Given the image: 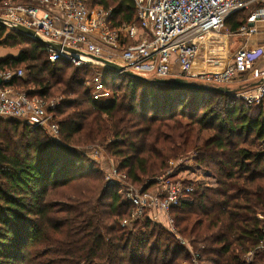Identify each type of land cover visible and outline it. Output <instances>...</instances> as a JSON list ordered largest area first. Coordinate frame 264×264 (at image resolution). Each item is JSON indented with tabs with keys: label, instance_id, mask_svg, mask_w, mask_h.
<instances>
[{
	"label": "trees",
	"instance_id": "obj_1",
	"mask_svg": "<svg viewBox=\"0 0 264 264\" xmlns=\"http://www.w3.org/2000/svg\"><path fill=\"white\" fill-rule=\"evenodd\" d=\"M88 1L111 10L112 27L138 22L134 0ZM249 16L226 24L236 32ZM2 47L19 53L0 58V74L24 73L1 87L61 101L52 109L58 138L23 119H0V264L191 261L176 234L149 213L122 226L133 206L90 157L86 148L96 144L143 190L155 188L170 161L192 156L216 185L198 184L174 207L175 226L200 264H245L242 255L264 238V109L238 96L252 86L182 88L121 73L106 76L111 98L101 103L86 84L91 66L51 62L44 42L0 23ZM203 131L212 133L199 142ZM255 254L250 264H264V251Z\"/></svg>",
	"mask_w": 264,
	"mask_h": 264
},
{
	"label": "built area",
	"instance_id": "obj_2",
	"mask_svg": "<svg viewBox=\"0 0 264 264\" xmlns=\"http://www.w3.org/2000/svg\"><path fill=\"white\" fill-rule=\"evenodd\" d=\"M138 22L112 27L110 11L102 7L92 8L87 0H2L0 17L4 24L14 29L17 25L32 29L43 40L51 43L46 50L51 62L60 59L76 66L97 64L90 55L101 56L122 65L126 70L142 76L171 78L174 62L180 67L179 77L198 80L215 86H229L248 72L254 61L264 56V45L253 49L241 48L219 70H208L197 62L210 35H217L225 27L227 19L240 11L250 10L241 32L255 34L264 23V0H134ZM65 47L77 50L71 53ZM21 69L0 74L3 82L14 76H22ZM124 72H117L121 74ZM264 80V70L260 72ZM95 101L111 98L105 78L98 73L91 87ZM248 106L262 105L264 109V82L242 90L239 94ZM61 99L46 100L37 95L11 87H0V119L16 118L28 121L48 136L58 138L59 126L52 109ZM94 160H101L105 152L101 148H88ZM173 162V161H172ZM127 175H119L118 169L105 173V179L121 187L122 197L133 206L130 218L122 226H130L149 213L157 222L176 233L178 240L191 252V263L200 264V255L188 240L178 234L171 210L180 205L196 186L195 181L173 180L157 177L153 190L141 191L131 185H123ZM259 216L264 219V211ZM264 251V238L259 245L243 256L250 264L256 251Z\"/></svg>",
	"mask_w": 264,
	"mask_h": 264
},
{
	"label": "crops",
	"instance_id": "obj_3",
	"mask_svg": "<svg viewBox=\"0 0 264 264\" xmlns=\"http://www.w3.org/2000/svg\"><path fill=\"white\" fill-rule=\"evenodd\" d=\"M262 45H264V23L259 25L258 32L255 34H248L238 30L232 33L227 32L217 35H210L208 36L207 42L202 48L200 56L197 58V62L208 70H219L225 65L226 62H228L230 58L233 57L235 52L239 49H253ZM2 49H4V47L0 48V51ZM8 51L9 52L0 58L10 55L16 56L19 53L18 50L13 49H9ZM262 70H264V56L258 57L254 61L253 67L248 72L243 74L242 77L236 82L239 83L238 85L240 88L247 85L253 86V84L260 81L259 76ZM179 74L180 67L177 62H174L173 74L171 78L179 77ZM105 101L108 102L109 99H106Z\"/></svg>",
	"mask_w": 264,
	"mask_h": 264
},
{
	"label": "rangeland",
	"instance_id": "obj_4",
	"mask_svg": "<svg viewBox=\"0 0 264 264\" xmlns=\"http://www.w3.org/2000/svg\"><path fill=\"white\" fill-rule=\"evenodd\" d=\"M90 1V0H89ZM88 1V2H89ZM0 3H2V0H0ZM90 3V2H89ZM96 7V6H95ZM95 7H92V8H95ZM246 13H243L242 15H237V17H231L232 18V21L234 18H239V19H242L243 17H246L248 14H250V10H245ZM231 18H229V20H231ZM229 25L231 22H228ZM229 33V32H234L232 30L229 29V26L226 24L225 27L221 30V33ZM10 48H7L5 47L4 49H2L0 51V57L1 56H4V54H6L7 52H9ZM12 50V49H11ZM13 50H16V49H13ZM91 75L90 76H87L86 80L87 81V86L91 89L92 87V81H93V78L94 76L98 73L99 75H101L102 78H106L107 75H109V78H113L114 75H117V71L115 70H111V71H108V68H106L105 66L101 65V64H91ZM70 72V71H68ZM120 75V74H119ZM93 76V77H92ZM147 77V76H145ZM150 77V76H148ZM239 83L238 82H234L232 84L229 85L230 88L234 89V90H239L240 86L238 85ZM242 90V89H241ZM239 90V92L241 91ZM53 99H56V98H53ZM105 101V100H103ZM103 101H100L101 103H104ZM110 101V100H109ZM106 102V101H105ZM212 133V131H203L199 134V142L206 139L210 134ZM101 148L102 150H104L105 152V156L103 157H100L101 160H99L100 162V165L102 166V169L104 170V175L106 172H110V171H113L115 168L118 169V165H117V161L112 159L105 151L104 147H102L101 145L99 144H96V145H90L89 147H87L86 149L88 148ZM89 153V151H88ZM118 173L119 175L121 174H126L124 171H120L118 169ZM164 173H165V170H164ZM174 175V177H172L171 179L173 180H181V181H195L197 183H201V184H204V185H209V186H215L216 185V179L214 176H211L210 173L202 168L199 164H197L194 160H193V157L192 156H187L185 158H182L180 160H176V161H170L169 163V167L168 169L166 170V173L165 174H161V175H157V176H163V177H167L169 178L168 176L169 175ZM211 176V177H210ZM122 184L124 185H131V186H134L136 189H140L141 191H146V190H143L141 188V186H137L133 183H131L127 177H126V180L122 182ZM164 224H167L166 221H164ZM176 234V233H174ZM178 234L181 236V234L178 232ZM177 236V234H176ZM178 238V236H177ZM180 242V241H179ZM242 256H245V254H243ZM191 261L188 263H183V264H190Z\"/></svg>",
	"mask_w": 264,
	"mask_h": 264
},
{
	"label": "water",
	"instance_id": "obj_5",
	"mask_svg": "<svg viewBox=\"0 0 264 264\" xmlns=\"http://www.w3.org/2000/svg\"><path fill=\"white\" fill-rule=\"evenodd\" d=\"M0 23L4 24V20L2 17H0ZM14 29H16L20 32H23L27 35H30L34 39L41 41V42H44L46 45L51 44V43L43 40L42 37L39 36L38 34H36L35 31H33L32 29L26 28V27L21 26V25H17ZM65 50H67L68 52H71V53H77L78 52L77 50H75L73 48H68V47H65ZM89 57H91L94 62L101 64L108 69L115 70L117 72H124L128 75L139 77V78H145L142 75H139V74H136L132 71L126 70L122 65L118 64L117 62L111 61L107 58H104L101 56H93V55H90ZM156 81L161 82V83H166V84L172 83V84L179 86V87H182V88H202V89L205 88V89H211V90H217V91H231L232 90L229 86H215V87L203 86L201 84H197L195 82H192L188 78H184V77L157 78ZM262 82H264V80H261L255 84H253V86L259 85ZM2 83H3V80L0 77V85Z\"/></svg>",
	"mask_w": 264,
	"mask_h": 264
}]
</instances>
